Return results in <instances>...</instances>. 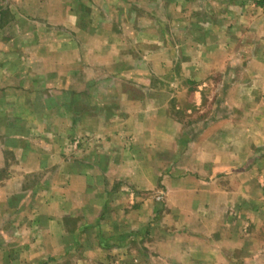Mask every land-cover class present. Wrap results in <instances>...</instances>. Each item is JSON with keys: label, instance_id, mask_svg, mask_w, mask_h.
Returning <instances> with one entry per match:
<instances>
[{"label": "crops", "instance_id": "0c3cea01", "mask_svg": "<svg viewBox=\"0 0 264 264\" xmlns=\"http://www.w3.org/2000/svg\"><path fill=\"white\" fill-rule=\"evenodd\" d=\"M263 233L264 0L7 1L0 264H264Z\"/></svg>", "mask_w": 264, "mask_h": 264}, {"label": "rangeland", "instance_id": "374dc122", "mask_svg": "<svg viewBox=\"0 0 264 264\" xmlns=\"http://www.w3.org/2000/svg\"><path fill=\"white\" fill-rule=\"evenodd\" d=\"M7 1L8 0H0V9H2V8H5V6H6V3H7ZM8 15H7V13L5 14V17H7ZM101 78V76H99V79ZM218 77H213V79H217ZM72 92H66V93H55V94H50V102H48V104H42V103H39V102H37V106H36V108H37V110L38 111H41L42 110V108H44V110L46 109V108H49L50 110H52L53 108L54 109H57V107H58V104H55V102H54V100L56 99V98H58V100L60 99V101H63L64 102V105L65 106H70V107H72V105L74 104L73 102H72V99H74L73 98V96H72ZM44 95V94H43ZM41 93H39V99L43 96ZM39 101V100H38ZM8 106V105H7ZM52 123H54V121L52 122ZM35 137V136H34ZM7 143V141L4 143V144H6ZM156 190H158V191H156V193L154 194V192L153 191H149L148 193H146L147 194V197H149L148 199H152V202H153V204H154V206H155V213L158 215L159 213H161L163 210H164V206H165V201H166V198H165V190H164V187H163V189H156ZM153 197V198H152ZM146 198V197H145ZM147 199V200H148ZM146 200V201H147ZM132 205H134V204H132ZM153 205H151L150 206V208L149 209H151V207H152ZM153 210V209H152ZM149 219V218H148ZM149 221V222H148ZM150 224H152V221H150V219L149 220H147V225H146V230L148 231L149 229H150ZM137 230V229H136ZM148 233H146V235H147ZM264 234V233H263ZM130 242L131 243H135L136 241H137V232L135 231V232H131V234H130ZM118 264V263H117ZM132 264V263H131Z\"/></svg>", "mask_w": 264, "mask_h": 264}]
</instances>
